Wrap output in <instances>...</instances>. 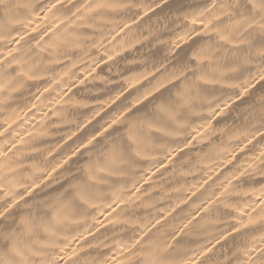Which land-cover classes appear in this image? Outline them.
Masks as SVG:
<instances>
[{
  "label": "clouds",
  "instance_id": "clouds-1",
  "mask_svg": "<svg viewBox=\"0 0 264 264\" xmlns=\"http://www.w3.org/2000/svg\"><path fill=\"white\" fill-rule=\"evenodd\" d=\"M0 264H264V0H0Z\"/></svg>",
  "mask_w": 264,
  "mask_h": 264
}]
</instances>
